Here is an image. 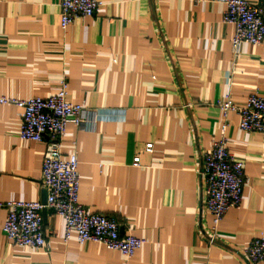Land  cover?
<instances>
[{
    "label": "crops",
    "instance_id": "1",
    "mask_svg": "<svg viewBox=\"0 0 264 264\" xmlns=\"http://www.w3.org/2000/svg\"><path fill=\"white\" fill-rule=\"evenodd\" d=\"M99 1L62 31L60 0H0V97L46 98L67 82L66 101L97 113L92 131L68 124L60 139L63 157L77 158L78 201L144 243L127 258L74 233L64 240L63 218L46 208L44 246H17L0 207V264H264L242 254L264 237V135L241 131L239 116L223 119L216 105L264 97V41L233 46L224 0ZM21 113L0 104V202L46 198L47 138L22 141ZM222 136L247 181L210 241L200 170Z\"/></svg>",
    "mask_w": 264,
    "mask_h": 264
},
{
    "label": "built area",
    "instance_id": "2",
    "mask_svg": "<svg viewBox=\"0 0 264 264\" xmlns=\"http://www.w3.org/2000/svg\"><path fill=\"white\" fill-rule=\"evenodd\" d=\"M224 4L222 21L234 27L233 46L242 42L253 46L261 44L264 41V0L256 5L246 0H224ZM102 6L99 0H60V29L65 31L76 19L93 16ZM66 91L67 82L62 81L60 89L46 98L17 100L0 97V104L14 105L22 110L18 133L22 141L40 142L47 138L40 170L41 184L46 190L45 203L23 200L0 202V207L7 209L2 231L14 245L39 249L45 244L42 210L49 208L64 220V240L74 233L79 244L89 241L101 243L129 258L144 243L143 238L122 235L120 223L115 218L88 212L78 201L77 158L74 154L63 157L60 139L68 124L92 131L97 113L67 102ZM216 105L223 119L229 113L239 116L241 131L264 135V97L252 94L241 105L230 99L219 100ZM224 130L225 124L222 133ZM144 151L151 153L152 145L147 144ZM132 164L139 165L138 156L133 158ZM200 176L205 185L203 207L212 221V241L223 215L239 205L247 181L242 162L230 155L223 136L203 153ZM242 254L250 263L264 261V237L251 239Z\"/></svg>",
    "mask_w": 264,
    "mask_h": 264
},
{
    "label": "water",
    "instance_id": "3",
    "mask_svg": "<svg viewBox=\"0 0 264 264\" xmlns=\"http://www.w3.org/2000/svg\"><path fill=\"white\" fill-rule=\"evenodd\" d=\"M45 200H46V198H44L41 202L45 203ZM42 215H43V218H44V215H45V209L42 210Z\"/></svg>",
    "mask_w": 264,
    "mask_h": 264
}]
</instances>
